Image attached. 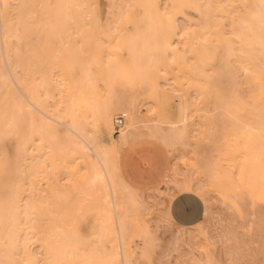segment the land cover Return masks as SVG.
Returning a JSON list of instances; mask_svg holds the SVG:
<instances>
[{
    "label": "rangeland",
    "instance_id": "obj_1",
    "mask_svg": "<svg viewBox=\"0 0 264 264\" xmlns=\"http://www.w3.org/2000/svg\"><path fill=\"white\" fill-rule=\"evenodd\" d=\"M170 1L163 0L164 4H168ZM9 3V16L13 18L17 0H9ZM251 3L252 0H233L226 9V15L220 13L219 10L214 11L213 13L217 16L214 17L211 24L210 34L208 35L207 32L209 37L207 41L206 37L202 38V34L205 32L201 24L202 14H199L196 8L176 5L173 13L178 18V30L180 31V36L174 37L178 42L176 43L178 57L160 58L159 62L154 65L152 64L153 61L149 60L152 59L150 56L156 55L155 51L150 50L143 53L145 47H142V50L139 48L141 53L137 51L136 55L131 58L128 50L122 46L120 37H127L133 32H136V35L142 33V36L147 39L146 41L150 42L147 47L153 48L163 37L165 18L155 14L152 10L145 11L138 7L128 11V9L119 7L118 3H114L113 0H99V8L102 10L101 13L99 12L101 21L110 27L115 37L117 36L116 41L113 42L115 44L113 55L114 59L117 57L119 60V65L112 70H105L94 78L95 90L101 99L112 96L114 99L121 98L124 101L133 100L139 120L137 133L130 139V144L120 149L122 167L118 173L120 176L129 178L133 183L134 191L126 190L119 185L118 174L114 172L117 182L115 189L119 197L116 209L112 207L110 201L107 213L103 211L102 214H98L96 209L85 207V201L81 202L82 211L86 214L88 221L82 226L83 232L85 235H90V239L94 241L101 239L95 245L100 246L99 254L103 258L110 253L109 236L102 233L103 227L96 231L90 229V223L94 224L99 219L98 223L102 226L104 223L101 218L110 213L111 220L108 222L114 232L117 264H124L121 254L128 255L130 264H264V189L259 188L258 184L253 185L248 181H243L241 185H237L238 188L234 189L228 188L226 183L216 185L213 187L214 189H211L208 186V172L205 168L206 164L216 163V166L219 165L224 171L231 173L236 183L238 182L239 167L242 163L243 167L245 165L250 170L257 169L264 174V150H261L262 155L259 151L258 155L255 151L257 156L253 153V149L258 147L254 146L256 144H262L261 147L264 148V140L256 137V133H258L256 130L262 124L259 122L263 121L264 118L259 116L260 107L256 103L258 98L256 97L251 71L253 64L261 69L263 59L256 58L252 62L245 58L244 55L248 48L239 42L235 35V29H240L241 25L238 22L234 24L227 18V15L236 16L240 21L248 23L249 13L245 11V5L249 7ZM171 8L168 10L170 11ZM129 12L132 19L127 21V13ZM33 17H37L36 12ZM36 19L21 29L20 33L0 32V73L8 75L10 72L21 73L20 61L26 54V42L30 38L31 40L35 39V32L45 27H43V23L36 22ZM198 34L200 36H197ZM134 40L135 44L137 36ZM183 50L184 52H182ZM107 54L108 52H105V55ZM108 58H104L106 63L113 59ZM124 60L128 63H123ZM4 64L6 65L4 66ZM191 68L192 70L199 68L205 73L210 79V84L207 85L202 80V76L195 80ZM154 83L159 88L157 92L152 91ZM41 99L46 107L45 110L42 108L45 114L43 111L36 110L35 107V109L32 108L31 101H26L28 109L35 113L36 120L44 119L58 126V128L66 130L64 128L66 122L60 117L63 105L53 106L57 102L48 99L45 95ZM225 99L229 101L228 105L223 102ZM256 106L258 107L256 108ZM122 111L124 108L112 106V120L117 113ZM80 112L91 114L84 107H80ZM233 114L239 120V124L240 121L244 125L245 123L249 124L248 128H251L252 125L254 127L252 129L255 131L247 129L243 123L232 126ZM88 120H91V116ZM127 126L128 122L120 130ZM171 126L185 127L184 135L174 139L173 144L169 141L164 142L161 137L162 132L156 128L160 127L162 131L169 134ZM234 127L238 129L236 132L238 135L233 134L236 131ZM249 134L254 138L256 137L259 143L257 140L252 144V141L248 140L250 139ZM117 135L118 131L115 132L114 128L113 136L116 137ZM261 135L264 137V133ZM105 140L108 141L109 139L106 138ZM247 140L250 142L249 144H247ZM231 141L239 145L242 150L237 147L239 152L238 149L234 152L232 149L236 144L234 146ZM38 142L36 138L33 141L34 144H31L32 153L36 157H39L40 153L43 156L42 152L48 151V149H44L45 151L42 150L38 153L37 149L40 147ZM246 144L248 147L245 146ZM145 151H149L151 154L149 158L153 163L152 182L145 177L141 180L128 177L123 167L126 158L133 155L140 160V156ZM80 160L78 159L79 173L84 175L86 165ZM232 160L236 161L233 163ZM41 173L36 175L35 180L38 187L44 189L46 178L44 173L42 175ZM54 174L52 173L53 176L60 177L66 190L74 192L75 186H73L72 180L69 181L65 173L57 175L55 172ZM166 174H168L169 179L165 182L164 176ZM188 179L198 182L199 185L202 183L206 190L200 189L196 193L202 202L203 196L208 200L209 211L202 218L201 231L196 229V223L184 226L176 224L174 220L175 224H169L164 220V210L170 196L177 192L174 185L181 182L183 189L187 185ZM232 184L235 185L233 182ZM156 186L159 188L155 189ZM201 192H203L202 195ZM178 193L180 194L181 191L175 194ZM182 193L186 192L182 190ZM48 199L37 201L36 206L39 207L38 210L41 211V214L51 217L55 214L52 212L54 206H52V201ZM38 210L35 211L38 212ZM113 213L116 215L113 216ZM119 225L123 226V243L121 240L119 243L120 237L117 234ZM178 226L189 229H187L188 231L184 229L183 237L185 238L180 241L177 251L171 248L172 234L183 231ZM51 233L47 241L41 240L39 236L37 240H34L32 247L40 258H43L44 250L49 249L51 251L53 248ZM145 233L151 236L152 242H148ZM100 261L102 264L105 262L104 259Z\"/></svg>",
    "mask_w": 264,
    "mask_h": 264
},
{
    "label": "bare ground",
    "instance_id": "obj_2",
    "mask_svg": "<svg viewBox=\"0 0 264 264\" xmlns=\"http://www.w3.org/2000/svg\"><path fill=\"white\" fill-rule=\"evenodd\" d=\"M232 1L171 0L168 4H164L163 0H113L114 3H118L119 7L128 9V11L140 7L145 11L152 10L155 14L165 18L163 37L153 48L147 47L150 42L146 41L147 39L142 36V33L136 35L137 33L133 32L127 37H120L122 46L128 50L131 58L136 55L137 51L141 53L142 47H145L143 53L150 50L155 51L156 55L150 56L152 59L149 60L153 61L154 65L159 62L160 58L178 57L179 53L176 47L178 42L174 37L180 36V31L178 30V18L173 13L175 7L189 6L193 9L196 8L199 14H202L201 24L205 29L202 38L206 37L207 41L211 24L214 17L217 16L213 12L219 10L220 13L225 14ZM9 4V0H0L1 33H20V30L27 27L35 18H37L36 22L43 23V27H45L35 32V39L31 40L30 38L26 42V54L20 61L21 73L10 72L9 75L0 73V264H102L101 259L105 261L103 264H117L114 232L108 222L111 220L110 213L101 218L104 225L100 226L99 219L96 221L97 224L90 223V229L96 231L103 227L104 231L101 232L109 236L110 253L103 258L99 254L100 246L95 245L101 239L94 241L90 239V235H85L83 232L82 226L88 221L81 208V202L85 201V207L96 209L98 214H102L103 211L107 213L108 203L111 201L112 207L116 209L119 197L116 194L115 185L117 182L114 172L118 174L122 167L120 149L129 145L130 139L137 133L139 120L134 101L114 99L112 96L101 99L95 90L94 78L105 70H112L119 65V60L117 57L114 59L113 55V46H115L113 42L116 41L117 36H114L107 24L102 23L99 15V12L102 11L99 8V0H17L13 18L9 16ZM169 8H171L170 11ZM245 8V11L249 13L248 23L240 21L236 16L227 15V18L230 22L234 24L238 22L241 25L240 29H235V35L237 40L248 48L244 55L245 58L252 62L256 58L263 59L262 68L258 69V66L253 64L251 71L258 98L256 103L260 107L259 116L264 118V0H252L251 6L245 5ZM35 12L37 17L34 18ZM131 19L132 15L129 12L126 20L130 21ZM136 36L137 45L134 44ZM105 52L108 54L105 55ZM108 56L114 60L106 63L104 58H108ZM132 61L134 63V60ZM123 63H128V61L124 60ZM192 71L195 80L202 76V80L207 85L210 84V79L199 68ZM158 89L156 84L152 87L153 92H157ZM43 95L57 102L53 106L63 105L60 117L66 122L64 125L66 130L58 128L42 118L40 121L36 120L35 113L28 109L26 101H31L32 108L35 107L38 111H43L42 108L45 110V104L41 99ZM223 102L226 105L229 104L226 99ZM114 105L124 108L123 112L128 115V126L119 130L116 137L113 136L112 122V106ZM80 107L89 110L91 114L81 113ZM43 114H45L44 111ZM90 116L91 120H88ZM232 117L234 118L232 126L243 123L240 121L239 124V120L234 114ZM263 121L259 122L262 124L256 130L258 131L256 137L262 140H264L261 135L264 133ZM53 122L56 123V121ZM244 126L247 127L249 124L245 123ZM156 128L162 132L161 137L164 142H172L174 139L181 138L185 130L184 126H171L169 134H167L160 127ZM252 128H254L252 125L251 128L247 127V129ZM235 130L233 134L238 135L236 133L238 129ZM253 130L255 131V129ZM250 135L248 140L253 144L258 139ZM36 138L40 144L37 149L38 153L48 149L47 152L45 150L42 152L43 156L40 153V156L36 157L32 153L31 144ZM106 138L109 140L106 141ZM248 140L247 144L250 143ZM235 142L237 143L236 140ZM231 143L233 142L231 141ZM235 144L233 143L234 146ZM247 144L245 146L248 147ZM254 146H258L253 149L255 156L258 155V151L261 154L264 150L261 147L262 144ZM237 147L239 148V145L236 144L232 150L236 152ZM239 149L242 150V148ZM233 151L231 152L233 153ZM255 151H257V155ZM233 158L235 159V157ZM78 159H81L86 165L84 175L79 173ZM235 161L232 160L233 163ZM242 165L239 167L238 182L236 183L232 174L224 171L219 165L216 166V163L206 164L208 186L214 189L213 187L216 185L226 183L228 188L234 189L238 188L243 181H248V183L258 184L259 188L264 189V174L257 169L250 170ZM40 172L44 173L46 178L44 189L39 188L35 180L36 175ZM55 172L57 175L65 173L69 181L72 180L73 186H75L74 192L66 190L60 177L52 175ZM167 179H169L168 174L164 176L165 182ZM117 181L124 189L134 191L133 183L129 178L118 174ZM174 186L177 192L181 191V193L182 190L195 194L200 189L206 191L202 183L199 185L198 182L191 179H188L187 185L183 189L181 182H177ZM154 188L157 189L159 186ZM177 192L170 196L164 210V220L169 224H175L170 204L179 194H175ZM48 198L54 206L52 212L55 214L51 217L41 214V211L38 210L39 207L36 206L37 201H46ZM202 199L204 215H207L208 200L204 196ZM36 209L38 212L35 211ZM114 215L116 214L113 213ZM115 218L117 219L116 216ZM202 222L196 223L197 230H202L200 227ZM96 226L98 227L96 228ZM119 227L117 234L120 237V243V240L122 242L123 226L119 225ZM178 227L183 231L172 234L171 248L177 251L180 241L185 238L183 237L184 229L186 231L189 229L183 226ZM50 233L52 234L53 248L51 251L44 250V256L40 258L33 250L32 245L38 236L41 240L47 241ZM145 236L148 242L153 241L148 233H145ZM121 256H123L124 264H130L127 254H121Z\"/></svg>",
    "mask_w": 264,
    "mask_h": 264
},
{
    "label": "crops",
    "instance_id": "obj_3",
    "mask_svg": "<svg viewBox=\"0 0 264 264\" xmlns=\"http://www.w3.org/2000/svg\"><path fill=\"white\" fill-rule=\"evenodd\" d=\"M150 152L145 151L137 159L135 156H129L124 161L123 167L128 174L127 176L132 179L147 178L153 181L152 161H150ZM148 156V157H147ZM149 158V159H147ZM139 160V161H138ZM146 162V163H144ZM146 165V166H144ZM144 166V167H143ZM170 211L174 222L179 225L190 226L204 217V205L201 199L193 193H180L175 196L170 204Z\"/></svg>",
    "mask_w": 264,
    "mask_h": 264
},
{
    "label": "built area",
    "instance_id": "obj_4",
    "mask_svg": "<svg viewBox=\"0 0 264 264\" xmlns=\"http://www.w3.org/2000/svg\"><path fill=\"white\" fill-rule=\"evenodd\" d=\"M128 115L126 112H119L113 117V126L115 132L119 131L127 122Z\"/></svg>",
    "mask_w": 264,
    "mask_h": 264
}]
</instances>
